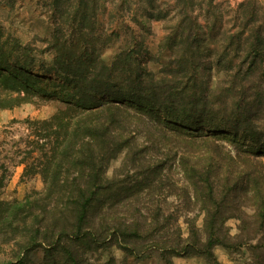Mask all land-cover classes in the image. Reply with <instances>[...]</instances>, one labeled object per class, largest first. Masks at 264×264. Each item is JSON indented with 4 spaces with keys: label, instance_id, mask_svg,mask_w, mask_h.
<instances>
[{
    "label": "trees",
    "instance_id": "obj_1",
    "mask_svg": "<svg viewBox=\"0 0 264 264\" xmlns=\"http://www.w3.org/2000/svg\"><path fill=\"white\" fill-rule=\"evenodd\" d=\"M41 6L42 15L52 25L49 37L42 39L47 69L35 68V48L5 35L0 26V65L7 64L0 67V109L34 99L57 101L50 117L20 122L25 137L21 139L23 150L17 151L21 154L17 164L23 166L24 176L38 175L48 185L46 193L61 194L62 188L52 190L55 180L64 183L71 175L78 181L84 168L88 170L86 177L96 181L98 173L92 170L100 157H94L93 138L104 129L107 110L124 106L120 103L124 100L143 103L169 120L186 123L189 131H193L190 124L216 123L214 127L264 145V6L259 0L233 4L229 0H42ZM153 23L161 24L163 34L151 53ZM215 78L231 96L230 101L209 99ZM176 133L183 138V148L208 153L198 169L185 167L183 162L180 168L191 183V193L196 199L200 197L208 221L203 244L179 246L172 242L161 246L160 258L191 252L208 256L213 244L226 248L243 245L244 239L253 237L244 236L232 243L214 220L216 214L219 221L224 220L230 198L241 206L234 198L236 190L246 195L248 204L244 202V207L252 206L256 213L264 214L254 183L253 188L242 189L234 169L239 157L234 160L235 156L209 134ZM5 144L1 139L0 147ZM212 152L224 159L218 158V162ZM223 164L233 169L222 171ZM8 177L9 169L0 160V191ZM92 184L67 193L91 194ZM88 198L84 195L71 203L72 207L75 204L76 231L85 222ZM17 211H22L19 203L0 198V226L12 221L17 224ZM26 216L17 219L25 229L44 221L37 212ZM35 232L20 243L21 248H31L37 241L53 243L65 231L53 225L45 232V240H40V229L35 228ZM261 232L258 228L255 234ZM256 241L253 250L263 252V242L260 238Z\"/></svg>",
    "mask_w": 264,
    "mask_h": 264
},
{
    "label": "rangeland",
    "instance_id": "obj_2",
    "mask_svg": "<svg viewBox=\"0 0 264 264\" xmlns=\"http://www.w3.org/2000/svg\"><path fill=\"white\" fill-rule=\"evenodd\" d=\"M229 1L233 4L240 0ZM259 3L264 6V0ZM41 5L42 0H0V26L5 35L35 48V68L47 69L49 61L41 52L45 47L42 39L49 37L52 25L42 15ZM160 28L161 24L153 23L154 36L149 40L151 53L156 51L155 44L163 34ZM6 66L5 63L0 65ZM217 81L215 78L210 86L209 99L212 102L230 101L231 96L223 86L217 85ZM120 103L124 106L107 110L108 121H104V129H99L100 134L93 138L96 144L94 157L100 159L95 160L92 172L98 173V178L94 181L92 177H86L88 170L84 168V175L78 176V181L71 175L64 179V183L55 180L52 190L62 188L61 194L46 193L48 185L38 175L24 176L23 166L17 164L21 156L17 151L23 150L21 139L25 137L20 122L26 118L40 120L50 117L57 109V101L34 99L33 102L0 109V140H6V144L0 147V160L9 169L0 198L19 203L22 211H17V219L25 218V214L30 217L34 212L44 219L30 229H25L17 219V224L12 221L0 226V264H167L165 260L172 264H264V251L253 250L258 238L264 244V214L256 213L252 206L244 207V202L248 204L243 197L246 195L237 190L234 198L241 206L235 205L230 198L225 204L228 210L224 220L219 221V214L214 220L230 242H238V238L244 236L252 239H244L243 245H232L231 248L213 244L208 256L192 252L165 255V260L159 256L161 246L172 242L179 246L186 242L195 246L203 244L208 221V218L205 220L206 212L201 209L200 197L197 195L196 199L191 193V183L180 169L183 168L182 162L185 167L193 165L198 169L206 162L208 153L193 152L198 148H183V138L176 131L209 134L215 138L225 151L235 156L234 160L239 159L234 169L239 173L242 189L253 188L254 183L263 206L264 145L252 143L240 134L234 135L229 129L214 127L216 123L190 124L193 131H189L185 128L186 123L169 120L143 103L127 100ZM209 118L205 117V120ZM212 156H216L217 161L218 158L224 159L220 153L212 152ZM225 166L223 164L222 171L233 169ZM86 181L87 184L94 183L90 186L93 192L84 194L89 197L84 210L86 219L76 231L75 204L72 207L71 203L84 195L67 192H76L79 186L85 188ZM53 225L65 231L55 242L37 241L31 248H21V242L36 235L35 228L41 230L40 240H45V232ZM258 228L262 232L255 234Z\"/></svg>",
    "mask_w": 264,
    "mask_h": 264
}]
</instances>
